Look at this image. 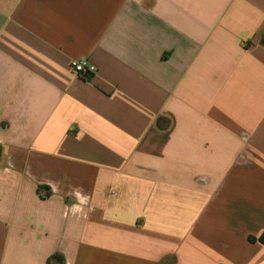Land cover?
Masks as SVG:
<instances>
[{
    "label": "crops",
    "instance_id": "0c3cea01",
    "mask_svg": "<svg viewBox=\"0 0 264 264\" xmlns=\"http://www.w3.org/2000/svg\"><path fill=\"white\" fill-rule=\"evenodd\" d=\"M262 235L264 0H0V264H264Z\"/></svg>",
    "mask_w": 264,
    "mask_h": 264
},
{
    "label": "built area",
    "instance_id": "2783aa9c",
    "mask_svg": "<svg viewBox=\"0 0 264 264\" xmlns=\"http://www.w3.org/2000/svg\"><path fill=\"white\" fill-rule=\"evenodd\" d=\"M72 71L82 78H91L96 72L97 68L90 64L86 58H78L71 61Z\"/></svg>",
    "mask_w": 264,
    "mask_h": 264
},
{
    "label": "clouds",
    "instance_id": "9594fccd",
    "mask_svg": "<svg viewBox=\"0 0 264 264\" xmlns=\"http://www.w3.org/2000/svg\"><path fill=\"white\" fill-rule=\"evenodd\" d=\"M77 203L67 206L68 211L72 214H84L87 205V197L82 194V190L76 192Z\"/></svg>",
    "mask_w": 264,
    "mask_h": 264
},
{
    "label": "trees",
    "instance_id": "16d2710c",
    "mask_svg": "<svg viewBox=\"0 0 264 264\" xmlns=\"http://www.w3.org/2000/svg\"><path fill=\"white\" fill-rule=\"evenodd\" d=\"M41 187H39V189H40ZM47 195H49V194H47ZM259 240L261 241V242H263L264 243V235H262L260 238H259ZM52 260H57L58 261V264H64L65 263V259H64V256L62 255V254H55L54 256H52L51 258H50V262H52Z\"/></svg>",
    "mask_w": 264,
    "mask_h": 264
}]
</instances>
